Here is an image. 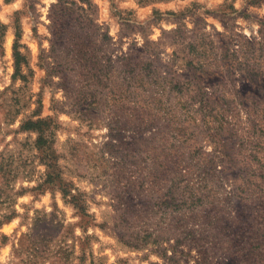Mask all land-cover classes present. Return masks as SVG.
Instances as JSON below:
<instances>
[{"label":"rangeland","instance_id":"374dc122","mask_svg":"<svg viewBox=\"0 0 264 264\" xmlns=\"http://www.w3.org/2000/svg\"><path fill=\"white\" fill-rule=\"evenodd\" d=\"M91 1L99 86L51 44L57 0H0V264H264V0ZM39 101L84 213L20 131Z\"/></svg>","mask_w":264,"mask_h":264},{"label":"trees","instance_id":"16d2710c","mask_svg":"<svg viewBox=\"0 0 264 264\" xmlns=\"http://www.w3.org/2000/svg\"><path fill=\"white\" fill-rule=\"evenodd\" d=\"M141 3H149L154 0H139ZM162 1V0H158ZM10 3L11 0H6ZM84 4L87 6L85 7ZM49 18L51 20L52 41L51 44L55 47L65 45L68 50V55L76 67L80 69V75L83 81L88 85H100L105 82L109 75L110 68H105L100 61L96 60L94 54V42L99 33V27L95 19L94 5L91 0H57L51 6ZM16 41L13 47V57L15 61V73L13 79L21 78L27 82V76L22 74V67L25 65L29 68V58L21 52V28L19 19L15 20ZM5 26H1L0 34L4 35ZM103 41L110 40V36L105 33L102 35ZM49 76L56 72L45 68ZM30 72L31 69L29 68ZM59 73L63 74L64 72ZM40 107L34 112L33 118L25 120L21 127V132H34L38 134L35 145L41 154V160L47 166L45 174V186L58 187L64 196H71V201L83 213L85 208L81 206L80 200L71 192V187L65 183L60 171H56L58 166V157L53 149L54 135L56 124L50 117L41 116V102H38ZM36 117L37 119H34ZM87 215V214H84Z\"/></svg>","mask_w":264,"mask_h":264}]
</instances>
